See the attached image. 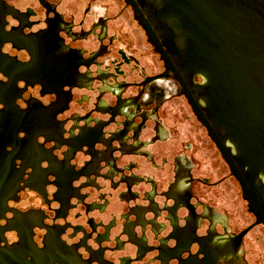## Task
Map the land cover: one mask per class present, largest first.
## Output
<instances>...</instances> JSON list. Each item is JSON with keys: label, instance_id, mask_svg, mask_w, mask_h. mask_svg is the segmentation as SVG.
<instances>
[{"label": "flooded vegetation", "instance_id": "flooded-vegetation-1", "mask_svg": "<svg viewBox=\"0 0 264 264\" xmlns=\"http://www.w3.org/2000/svg\"><path fill=\"white\" fill-rule=\"evenodd\" d=\"M174 4L0 0V264H264Z\"/></svg>", "mask_w": 264, "mask_h": 264}, {"label": "water", "instance_id": "water-1", "mask_svg": "<svg viewBox=\"0 0 264 264\" xmlns=\"http://www.w3.org/2000/svg\"><path fill=\"white\" fill-rule=\"evenodd\" d=\"M167 15L181 20L196 44L192 64L213 88L217 124L225 128L237 160L199 106L195 108L251 197L237 162L264 177V0H175ZM144 23L171 63L153 29ZM260 221L264 222L261 213Z\"/></svg>", "mask_w": 264, "mask_h": 264}]
</instances>
